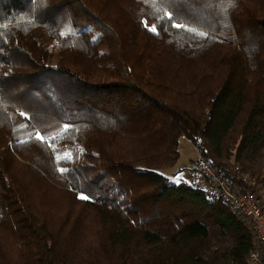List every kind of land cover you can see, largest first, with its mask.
Here are the masks:
<instances>
[{
  "label": "trees",
  "instance_id": "16d2710c",
  "mask_svg": "<svg viewBox=\"0 0 264 264\" xmlns=\"http://www.w3.org/2000/svg\"><path fill=\"white\" fill-rule=\"evenodd\" d=\"M182 137L264 196V0H0V264H249Z\"/></svg>",
  "mask_w": 264,
  "mask_h": 264
},
{
  "label": "built area",
  "instance_id": "2783aa9c",
  "mask_svg": "<svg viewBox=\"0 0 264 264\" xmlns=\"http://www.w3.org/2000/svg\"><path fill=\"white\" fill-rule=\"evenodd\" d=\"M234 172L240 182L227 180L199 153L188 181L194 188L205 191L208 200L228 201L246 216L259 244L249 256V264H264V196L256 181L243 175L239 166Z\"/></svg>",
  "mask_w": 264,
  "mask_h": 264
},
{
  "label": "rangeland",
  "instance_id": "374dc122",
  "mask_svg": "<svg viewBox=\"0 0 264 264\" xmlns=\"http://www.w3.org/2000/svg\"><path fill=\"white\" fill-rule=\"evenodd\" d=\"M179 149L180 158L177 164L173 167L160 170V173L168 176L175 182L189 179L190 170L194 166V160L199 155L193 144L186 137L180 139Z\"/></svg>",
  "mask_w": 264,
  "mask_h": 264
},
{
  "label": "snow or ice",
  "instance_id": "6c2138e0",
  "mask_svg": "<svg viewBox=\"0 0 264 264\" xmlns=\"http://www.w3.org/2000/svg\"><path fill=\"white\" fill-rule=\"evenodd\" d=\"M161 19H167L170 23H171V26L174 27V28H177V29H181V28H184V25H182L181 23H177L175 21V18L174 16L171 14V13H165L163 17H161ZM146 27H148L147 24H145ZM150 31H152L153 33H157V27L155 25L151 26L149 28ZM190 30V29H189ZM199 35H206L205 33H199ZM23 115V114H22ZM38 140H40L41 142H43L44 138L42 136H39L37 135L36 137ZM61 172L64 171V169H60ZM80 199H84V200H87L89 199L90 197H88L87 195H84V194H81Z\"/></svg>",
  "mask_w": 264,
  "mask_h": 264
}]
</instances>
